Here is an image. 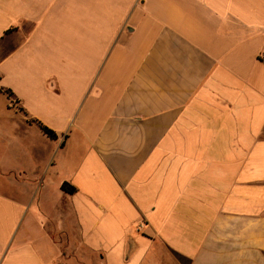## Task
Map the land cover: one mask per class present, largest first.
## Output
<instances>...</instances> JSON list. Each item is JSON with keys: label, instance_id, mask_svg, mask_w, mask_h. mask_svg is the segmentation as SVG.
<instances>
[{"label": "crops", "instance_id": "crops-1", "mask_svg": "<svg viewBox=\"0 0 264 264\" xmlns=\"http://www.w3.org/2000/svg\"><path fill=\"white\" fill-rule=\"evenodd\" d=\"M0 87V264H264V0H0Z\"/></svg>", "mask_w": 264, "mask_h": 264}, {"label": "trees", "instance_id": "trees-1", "mask_svg": "<svg viewBox=\"0 0 264 264\" xmlns=\"http://www.w3.org/2000/svg\"><path fill=\"white\" fill-rule=\"evenodd\" d=\"M0 91L3 94H5L8 99H13V93L9 89H3V88L0 87ZM34 122L39 126L40 130L42 131V133L44 135H46L49 139L54 140V139L57 138V135H56V133L53 130L49 129L48 127L44 126L43 124H41V123H39L37 121H34ZM61 190L66 192V193H70V194L75 192V189L72 186H70L69 184H67V183H63L61 185Z\"/></svg>", "mask_w": 264, "mask_h": 264}, {"label": "rangeland", "instance_id": "rangeland-1", "mask_svg": "<svg viewBox=\"0 0 264 264\" xmlns=\"http://www.w3.org/2000/svg\"><path fill=\"white\" fill-rule=\"evenodd\" d=\"M10 100V103H11V107L15 110H21L19 108V106L16 105L15 101L13 99H9ZM28 143H31V144H37V138H31V140L29 142H26L25 144H28Z\"/></svg>", "mask_w": 264, "mask_h": 264}]
</instances>
